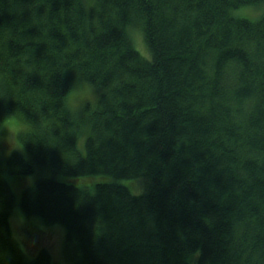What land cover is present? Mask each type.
<instances>
[{
  "label": "trees",
  "instance_id": "obj_1",
  "mask_svg": "<svg viewBox=\"0 0 264 264\" xmlns=\"http://www.w3.org/2000/svg\"><path fill=\"white\" fill-rule=\"evenodd\" d=\"M246 5L264 0H0V117L37 128L0 151V264H54L14 237L8 175H36L20 206L66 228L71 264H264V10ZM84 80L95 100L72 110Z\"/></svg>",
  "mask_w": 264,
  "mask_h": 264
},
{
  "label": "rangeland",
  "instance_id": "obj_2",
  "mask_svg": "<svg viewBox=\"0 0 264 264\" xmlns=\"http://www.w3.org/2000/svg\"><path fill=\"white\" fill-rule=\"evenodd\" d=\"M237 9L243 10L240 12V14H238L239 16H244L256 20L262 14L264 7L256 6V5H246V6H241ZM138 49L143 54L140 48ZM93 94L95 97L96 92L94 90H93ZM81 139L83 140V147L79 146V148L81 149V151L84 152L85 150L84 134L81 135L79 138V145ZM7 147L8 145L3 140H0V151L2 153L8 154ZM23 153L24 154L26 153V147ZM60 178L79 185H92L95 182L101 180V176H84L76 179L65 175H61ZM35 179H36V175H25V176L8 175V180L13 188L16 197V204L14 206V210L10 217V223H11L13 235L18 241L21 242V244H23L22 241L24 242V244L27 247V250L31 254L36 252L40 247L47 246L50 248V251L52 253L54 264H71V262L64 256L63 253V244L66 235V228L61 224L47 225L40 218L35 216L29 217L25 215V213L23 212L20 206L22 189L25 186L32 184L35 181ZM92 180H95L94 183H87V182H91ZM137 181L138 179H121V182L125 183L130 188L131 185L133 186V184ZM131 190L137 193L135 189L131 188Z\"/></svg>",
  "mask_w": 264,
  "mask_h": 264
},
{
  "label": "clouds",
  "instance_id": "obj_3",
  "mask_svg": "<svg viewBox=\"0 0 264 264\" xmlns=\"http://www.w3.org/2000/svg\"><path fill=\"white\" fill-rule=\"evenodd\" d=\"M242 9H232L233 14H240ZM130 32L136 40L137 47L143 52L145 56H150L151 53L147 49L142 32L136 28H130ZM86 99L95 100L93 94V85L84 80L78 82L65 97L67 107L76 110ZM45 123H47L45 121ZM37 132L34 122L25 115L23 111L16 108L7 112L3 117H0V140H3L7 145L8 153L15 150L24 152L26 142L29 139L34 140V134ZM80 147H83V140L81 139ZM74 154L72 149H68L66 155L72 156Z\"/></svg>",
  "mask_w": 264,
  "mask_h": 264
},
{
  "label": "bare ground",
  "instance_id": "obj_4",
  "mask_svg": "<svg viewBox=\"0 0 264 264\" xmlns=\"http://www.w3.org/2000/svg\"><path fill=\"white\" fill-rule=\"evenodd\" d=\"M86 128H87V127H86ZM85 131H86V130H85ZM80 133H81V132H80ZM85 133H88V132H85ZM83 134H84V133H83ZM87 137H88V135H87ZM101 179H102V178H101ZM144 179H145V177H144ZM107 180H108V179H107ZM107 180H106V181H107ZM92 181H93V180H92ZM103 181H104V180H103ZM138 181H139V180H138ZM93 183H94V182H93ZM127 184H128V183H127ZM92 185H93V184H92ZM137 186H138V185H137ZM141 186H142V185H141ZM141 186H140V187H141ZM134 187H135V185H134Z\"/></svg>",
  "mask_w": 264,
  "mask_h": 264
}]
</instances>
